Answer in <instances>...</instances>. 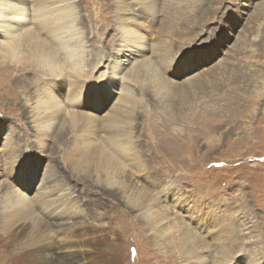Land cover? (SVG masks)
I'll return each mask as SVG.
<instances>
[{
	"label": "rangeland",
	"instance_id": "1",
	"mask_svg": "<svg viewBox=\"0 0 264 264\" xmlns=\"http://www.w3.org/2000/svg\"><path fill=\"white\" fill-rule=\"evenodd\" d=\"M172 1L162 0L163 9L181 0ZM74 2L85 69L132 93L128 121L118 117L120 131L102 121V134H123L142 168L116 174L127 188L125 199L118 183L97 181L104 168L93 154L78 152L67 124L56 123L40 151L25 102L46 77L35 67L13 69L0 54V264L46 244L60 253L55 264H264V18L253 14L264 0H200L187 27L167 34L156 18L135 10L130 16L145 27L135 29L151 48L141 58L150 65L132 61L134 75L126 72L129 65L121 72L124 82L109 76L113 56L119 57L115 7L108 0ZM65 49L58 46L57 54ZM204 55L198 64L196 56ZM182 62H196L192 76L174 74ZM105 105L109 115L118 113ZM18 171L31 172L34 181L28 202L16 201ZM136 193L147 196L142 208L150 203L155 209L150 220L132 206ZM14 220L24 222L20 229ZM52 220L63 223L48 229Z\"/></svg>",
	"mask_w": 264,
	"mask_h": 264
},
{
	"label": "bare ground",
	"instance_id": "2",
	"mask_svg": "<svg viewBox=\"0 0 264 264\" xmlns=\"http://www.w3.org/2000/svg\"><path fill=\"white\" fill-rule=\"evenodd\" d=\"M161 1L162 0H108V5L110 7H115L114 10L117 11L115 18L117 22L118 39L114 48L116 50L115 53H117L120 58L113 56L111 65L109 66V76L112 75L117 77V81H126L121 72H124V70L133 62L139 67L142 66V68L150 65L149 62L145 61V58L141 57L146 54L145 52L148 51L149 53L151 48H149V45L148 47L147 44L143 43V35L135 29L136 25L142 26L144 20L138 22L134 17L130 16L131 13L133 14L135 10L141 9L144 11L145 15H152L153 19L156 18V21H159L158 27L160 28V26H162L161 31H165V34H167L171 33L173 29H175V31L180 30L179 27L182 29L183 25L189 21L188 19L190 18L191 12H194L197 7L199 10L200 5V0H181L179 2L180 5L169 9H163L164 4H161ZM74 3V0H0V54L8 59V63L13 69H17L21 66H24L25 68L35 67L42 71L46 77L42 86L36 91V93H34L33 98L25 102L33 126V130L30 131L36 133V142H39L38 146H41L40 151L45 147V140L48 138V133L55 128L56 123L60 125L67 124L72 137L78 141L76 143V147H79H77L78 152L81 151L83 153L93 154V159L97 161L95 163L104 168L101 175L103 177H99L98 174H96L95 178L97 181H105V186L113 185V182L118 183L120 194L126 199L129 198L128 195H125L127 188H122L124 183L116 180V174L122 172L127 166L141 169L142 164L130 141L126 137L124 138L123 134L118 135L116 132L110 133V130L109 134L104 132L105 134L103 135L101 124L102 121H105V123L109 122L108 126L112 130L122 129L118 126V117L121 119L130 118L127 112L130 111L132 93L129 92V89H123L119 86L117 87L113 85L112 80L110 79L111 77L97 78V76L92 75L91 72L85 69V42L82 39L83 35L81 29H79V27H81L80 25H83V23L79 20L77 22L76 20L77 15ZM174 3L175 0L171 2V4ZM241 5H243V3H241ZM254 7H256L253 12L255 17L259 16V18L263 19L264 4L259 3ZM185 27L187 26L185 25ZM224 35L225 38H229L228 33H225ZM58 46H60V50L63 47H66L62 56L57 54ZM159 50H161V48L159 47V44H157L154 48V52L159 55ZM167 54H169L168 51L163 54L164 58ZM207 58L206 55H204V59H201L200 56H196L198 64L204 62ZM189 62L176 64L174 74L177 76L190 74L195 68L194 66L197 64L196 62L194 64ZM128 69L129 70H126V72L128 71V74L131 76L134 68L130 65ZM148 74L149 73H147V75ZM101 82L102 89L97 90V84H100ZM152 87L154 86L152 85ZM185 89L187 88L185 87ZM98 95L103 97L98 98ZM105 97L107 98L105 99ZM102 99H105V103L102 102ZM124 99H127L130 102V105L128 104L129 102L125 103ZM106 102L111 104V106L115 105V113H118L115 115H109L106 111ZM103 127L105 128L106 126L103 125ZM128 162L129 164H127ZM30 174L31 172H29V175H23L20 171L16 173L18 185V193L15 196L16 201L28 202L30 198L28 193L34 187V181L30 177ZM29 179L30 182H28ZM135 195V199L137 200H134L132 206L135 207L136 210L142 211L144 215H148V220H150L152 215L149 213H154L155 209L150 203H147L148 207L143 204L145 208H142L139 204L143 203V201H140L141 199H146L143 197L145 194L138 195L136 193ZM32 196L34 197L36 195L34 194ZM44 200H46V197ZM8 206L11 208L10 213L12 216L14 202H10ZM52 209L54 210V207ZM51 214L52 213H48L47 215L53 217ZM158 219L159 215H155V220L158 221ZM4 220H7V218H4ZM22 223L24 222L14 220L12 225H15V228L17 229H20L19 227ZM61 223H63L61 220H52L47 227L48 229H50V227L53 229V227H56ZM159 230L161 229L159 228ZM186 239L189 240V242H187L189 247L188 251L193 253L194 249H192V245L195 244V242L189 232L187 233ZM19 249L23 250L22 247ZM50 249L51 247L46 244L42 248H39V250L36 249L35 252L22 255L19 258L14 255L11 260L12 263L10 264H55L60 257V253H54ZM260 250L261 248L254 253V259L258 258V251ZM66 251L68 250L65 249L62 252ZM224 251L227 252L228 248ZM16 253L21 254L22 252L17 251ZM68 253L70 252L68 251ZM71 255L73 254L71 253ZM76 256L77 254H74L73 258H76ZM74 260L77 264V259ZM226 264H229V262H226Z\"/></svg>",
	"mask_w": 264,
	"mask_h": 264
}]
</instances>
